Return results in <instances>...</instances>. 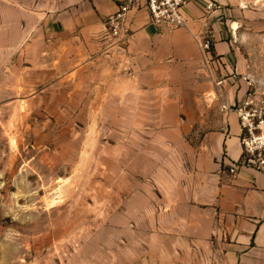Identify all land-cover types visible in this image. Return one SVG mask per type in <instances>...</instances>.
Returning <instances> with one entry per match:
<instances>
[{
  "label": "rangeland",
  "instance_id": "obj_1",
  "mask_svg": "<svg viewBox=\"0 0 264 264\" xmlns=\"http://www.w3.org/2000/svg\"><path fill=\"white\" fill-rule=\"evenodd\" d=\"M54 2L0 0V264H140L132 197L152 132L116 115L89 73L67 75L43 15ZM208 3L228 76L264 106V0Z\"/></svg>",
  "mask_w": 264,
  "mask_h": 264
},
{
  "label": "crops",
  "instance_id": "obj_2",
  "mask_svg": "<svg viewBox=\"0 0 264 264\" xmlns=\"http://www.w3.org/2000/svg\"><path fill=\"white\" fill-rule=\"evenodd\" d=\"M208 2L190 1L188 30H159L134 10L121 41L105 36L116 0H55L43 13L67 75L89 73L116 115L152 132L151 167L132 197L140 264H264V173L244 165L233 108L243 96ZM205 37L207 64L197 44Z\"/></svg>",
  "mask_w": 264,
  "mask_h": 264
},
{
  "label": "built area",
  "instance_id": "obj_3",
  "mask_svg": "<svg viewBox=\"0 0 264 264\" xmlns=\"http://www.w3.org/2000/svg\"><path fill=\"white\" fill-rule=\"evenodd\" d=\"M191 0H116L118 10L108 16L105 21V36L111 40L121 41L127 16L132 11H144L148 14L150 24L159 30L174 31L188 30V5ZM204 62L208 63V56L212 50L210 37L197 42ZM250 97L243 98L233 106L240 118L244 137V165L253 167L264 173V106L255 105ZM264 105V103H263ZM258 131H261L259 134ZM258 155L259 158L256 156ZM232 166L230 172L235 173Z\"/></svg>",
  "mask_w": 264,
  "mask_h": 264
},
{
  "label": "bare ground",
  "instance_id": "obj_4",
  "mask_svg": "<svg viewBox=\"0 0 264 264\" xmlns=\"http://www.w3.org/2000/svg\"><path fill=\"white\" fill-rule=\"evenodd\" d=\"M237 29H238L237 25H236V24H234V25H233V30H235V31H236Z\"/></svg>",
  "mask_w": 264,
  "mask_h": 264
}]
</instances>
